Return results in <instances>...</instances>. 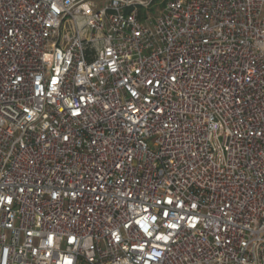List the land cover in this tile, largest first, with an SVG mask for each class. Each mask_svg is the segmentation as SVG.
Returning <instances> with one entry per match:
<instances>
[{
	"label": "built area",
	"instance_id": "built-area-1",
	"mask_svg": "<svg viewBox=\"0 0 264 264\" xmlns=\"http://www.w3.org/2000/svg\"><path fill=\"white\" fill-rule=\"evenodd\" d=\"M0 264H264V0H0Z\"/></svg>",
	"mask_w": 264,
	"mask_h": 264
},
{
	"label": "rangeland",
	"instance_id": "rangeland-1",
	"mask_svg": "<svg viewBox=\"0 0 264 264\" xmlns=\"http://www.w3.org/2000/svg\"><path fill=\"white\" fill-rule=\"evenodd\" d=\"M159 2H160V1H159ZM159 2H158V3H159ZM144 11H145V10H144ZM145 13H146V14H150V15H152V16H154V15L157 14L156 11H154L153 9L148 10V11L146 10Z\"/></svg>",
	"mask_w": 264,
	"mask_h": 264
}]
</instances>
